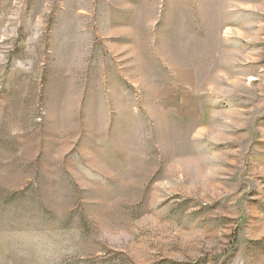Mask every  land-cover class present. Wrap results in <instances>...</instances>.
Instances as JSON below:
<instances>
[{
  "label": "rangeland",
  "instance_id": "374dc122",
  "mask_svg": "<svg viewBox=\"0 0 264 264\" xmlns=\"http://www.w3.org/2000/svg\"><path fill=\"white\" fill-rule=\"evenodd\" d=\"M0 264H264V0H0Z\"/></svg>",
  "mask_w": 264,
  "mask_h": 264
}]
</instances>
